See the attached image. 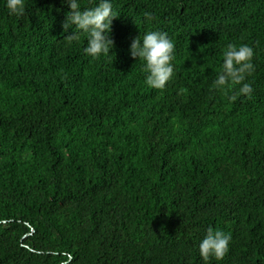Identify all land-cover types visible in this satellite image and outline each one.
<instances>
[{
    "label": "trees",
    "instance_id": "obj_1",
    "mask_svg": "<svg viewBox=\"0 0 264 264\" xmlns=\"http://www.w3.org/2000/svg\"><path fill=\"white\" fill-rule=\"evenodd\" d=\"M112 3L93 59L62 0H0V264H205L209 227L231 240L208 264H264V0ZM149 31L175 45L163 90L129 54ZM229 44L254 49L235 101Z\"/></svg>",
    "mask_w": 264,
    "mask_h": 264
},
{
    "label": "clouds",
    "instance_id": "obj_2",
    "mask_svg": "<svg viewBox=\"0 0 264 264\" xmlns=\"http://www.w3.org/2000/svg\"><path fill=\"white\" fill-rule=\"evenodd\" d=\"M69 11L65 13L62 25L65 32L72 29L73 35L66 40L71 43L79 40L83 34L87 40L84 48L86 55L93 59L109 56L114 48L111 39L112 22L117 18L113 11L112 0H90L87 8H81L80 0H62ZM10 15L23 17L26 12L25 0H6ZM151 20V14H146ZM132 59L144 61L146 84L153 89L163 90L174 75L175 45L168 35L160 31H149L140 38L132 39L129 47ZM224 60L218 77L213 82L215 90L223 91L233 86H240L236 95L230 97L235 101L238 96H250L253 89L245 83L247 77L254 71V49L248 45L237 46L229 44L223 53ZM231 237L223 231L209 227L204 238L199 243V253L205 264L210 258L223 260L229 251Z\"/></svg>",
    "mask_w": 264,
    "mask_h": 264
}]
</instances>
